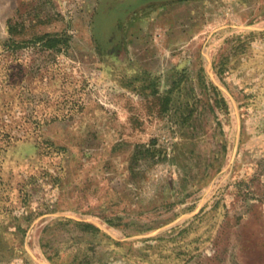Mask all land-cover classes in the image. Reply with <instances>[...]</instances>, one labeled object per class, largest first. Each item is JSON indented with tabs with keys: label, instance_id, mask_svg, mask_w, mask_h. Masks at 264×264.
<instances>
[{
	"label": "rangeland",
	"instance_id": "rangeland-1",
	"mask_svg": "<svg viewBox=\"0 0 264 264\" xmlns=\"http://www.w3.org/2000/svg\"><path fill=\"white\" fill-rule=\"evenodd\" d=\"M0 264H264V0H0Z\"/></svg>",
	"mask_w": 264,
	"mask_h": 264
},
{
	"label": "trees",
	"instance_id": "trees-1",
	"mask_svg": "<svg viewBox=\"0 0 264 264\" xmlns=\"http://www.w3.org/2000/svg\"><path fill=\"white\" fill-rule=\"evenodd\" d=\"M14 25L11 21L8 23V31L12 35L16 34V31L14 29ZM39 40L44 41L45 45L52 48L57 46V44L60 41V38H58L55 35L50 34H44L39 38ZM176 91L175 87H171L168 89L166 94L160 96L161 100V111H171L174 110L176 112L180 111V115L182 117V123L188 124V123H194L198 119V114L196 112L200 111L199 102L201 99L198 96H195V100H187L186 102H182L179 104L174 96V92ZM203 93L207 95V101L205 102V107L208 108L209 111L216 114V110L220 109H228L227 100L223 96L222 91L216 86L214 83H210L209 85H205L202 90ZM154 144V143H153ZM140 151L138 150L134 154V161H138V153ZM159 150L155 146H151L149 148V153L152 156L159 155ZM84 225L95 227L90 223H84Z\"/></svg>",
	"mask_w": 264,
	"mask_h": 264
}]
</instances>
